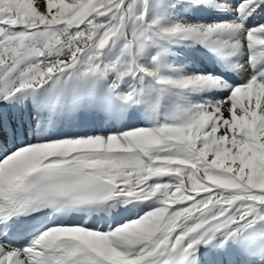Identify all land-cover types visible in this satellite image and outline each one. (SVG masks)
I'll return each instance as SVG.
<instances>
[{
    "label": "snow or ice",
    "instance_id": "obj_1",
    "mask_svg": "<svg viewBox=\"0 0 264 264\" xmlns=\"http://www.w3.org/2000/svg\"><path fill=\"white\" fill-rule=\"evenodd\" d=\"M0 264H264V0H0Z\"/></svg>",
    "mask_w": 264,
    "mask_h": 264
}]
</instances>
